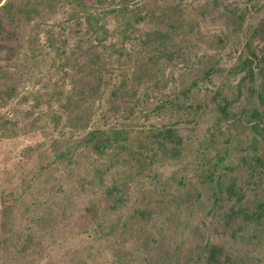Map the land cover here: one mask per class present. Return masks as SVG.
<instances>
[{"label": "rangeland", "instance_id": "rangeland-1", "mask_svg": "<svg viewBox=\"0 0 264 264\" xmlns=\"http://www.w3.org/2000/svg\"><path fill=\"white\" fill-rule=\"evenodd\" d=\"M0 5V114L18 122L16 130L12 124L0 128V264L74 259L81 264L88 250L95 258L90 264H111L114 249L127 257L134 253L135 233L105 238L93 233L96 198L82 191L76 175L41 164L53 139L114 126L137 142L140 129L177 119L184 143L180 155L131 178V208L159 212L150 224L165 226L169 237L148 253L173 248L185 255L207 238L222 248L229 264H264V218L226 219L235 197L226 201L231 193L216 192L243 187L247 195L236 208L248 211L264 199V170L262 180L249 175L255 149L264 158V126L218 127L210 108L185 110L181 101L154 108L209 68L216 71L210 79L202 77L191 96L201 100L219 87L229 94L236 80L229 71L239 50L246 42L256 51L264 48V40L253 36L264 25V0H0ZM133 74L138 80L130 86ZM125 76L126 87L111 93ZM31 91L41 99L28 98ZM219 156L224 159L217 164ZM209 166H216L212 179ZM12 228H20L27 241L21 248L10 246L6 255L4 238Z\"/></svg>", "mask_w": 264, "mask_h": 264}, {"label": "trees", "instance_id": "trees-1", "mask_svg": "<svg viewBox=\"0 0 264 264\" xmlns=\"http://www.w3.org/2000/svg\"><path fill=\"white\" fill-rule=\"evenodd\" d=\"M1 7L2 5L0 9ZM242 17L241 14L238 15V19L242 20ZM90 24L95 25L92 22ZM253 36L264 40V25L262 28H255ZM213 71H216L215 68L204 70L202 75H197L182 86L174 97L164 100V103H157L154 108L161 110L167 105L165 101L169 104L181 101L180 104L186 108L185 110L194 109L195 112H199L204 107L210 108L214 113L215 123L219 124L218 127L226 125L234 128L249 124L257 130L258 127L264 126V48L256 51L249 42H246L239 50L236 63L229 71L236 79L229 94L223 87H219L201 100L192 97L191 93L201 78L210 79ZM137 80V76L133 74L130 86L136 85ZM128 81V76L122 78L120 84L111 93L119 92L126 87ZM26 98L23 97V100L25 101ZM28 98L34 99V102L41 99L40 93L36 91L29 92ZM179 123L180 119H177L160 126L151 125L147 129H140L137 142H132L131 134L124 129L97 126L86 130L79 137L53 139L49 144V154L41 167L49 168L51 165H57L62 172L66 171L71 177L77 176L79 185L83 187L82 191L87 190L95 195L96 201L92 202V208L95 209L97 216L93 233L105 238L120 231H129L139 238L136 250L128 257L123 255L122 251L114 249L111 264H176L175 261H179L182 257L186 260L182 264H229L230 259L226 257L222 248L207 238L196 243L193 251L189 248L185 255H182L180 250L175 252L173 248H165L160 254L148 253L151 245L158 246L169 240L166 228L165 226L157 228L154 223L150 224L159 212L142 205L131 208L129 204L133 191L132 175H140L146 169L151 170L157 162L165 158H176L182 152L184 143L183 136L177 128ZM11 124L15 130L18 128L17 121H11L8 116L0 114V128L10 129ZM143 150L146 152L143 153ZM223 159L219 156L216 163L223 162ZM250 159L252 172L249 175L255 182L262 180L264 158L255 149ZM207 170L208 178L212 179L211 177L216 175V166H209ZM153 173L156 174L155 171ZM219 176L218 173L217 177ZM261 184L264 185V181ZM230 186L216 191L219 195L231 193L226 201L235 197L234 205L230 207V212L226 213V219H239L240 216L245 217L247 221L264 218V199L258 202L252 211L236 208L244 201L247 191L243 187L235 189L231 186L230 189ZM166 189L167 187L162 188L158 193L163 195ZM1 199L4 201V196ZM175 200L178 201V198ZM20 232V228H12L4 238L6 255L11 252L10 246L21 248L25 245L27 235H22ZM86 253L81 264L93 263L95 258H91L92 250ZM75 261L74 259L72 263L74 264Z\"/></svg>", "mask_w": 264, "mask_h": 264}]
</instances>
